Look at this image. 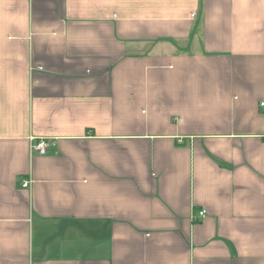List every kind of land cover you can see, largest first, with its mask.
Returning a JSON list of instances; mask_svg holds the SVG:
<instances>
[{"label": "crops", "instance_id": "obj_1", "mask_svg": "<svg viewBox=\"0 0 264 264\" xmlns=\"http://www.w3.org/2000/svg\"><path fill=\"white\" fill-rule=\"evenodd\" d=\"M261 101L264 0H0V264H264Z\"/></svg>", "mask_w": 264, "mask_h": 264}, {"label": "built area", "instance_id": "obj_2", "mask_svg": "<svg viewBox=\"0 0 264 264\" xmlns=\"http://www.w3.org/2000/svg\"><path fill=\"white\" fill-rule=\"evenodd\" d=\"M259 105L264 109V101H261L259 103ZM46 144H47L46 141L43 140V139H41V140H38L37 142L32 143L31 144V148H32V150H34V151H36L38 153H44L45 152ZM30 181L31 180L29 178H26V179H24L22 181V185L23 186H27V185L30 184ZM197 213H198V216L200 218H202L205 215L206 210L204 208H202V209L198 210Z\"/></svg>", "mask_w": 264, "mask_h": 264}]
</instances>
